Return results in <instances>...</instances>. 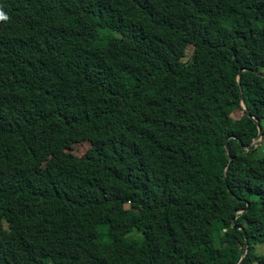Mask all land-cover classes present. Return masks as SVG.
<instances>
[{
  "label": "trees",
  "instance_id": "obj_1",
  "mask_svg": "<svg viewBox=\"0 0 264 264\" xmlns=\"http://www.w3.org/2000/svg\"><path fill=\"white\" fill-rule=\"evenodd\" d=\"M0 10V264H264V0Z\"/></svg>",
  "mask_w": 264,
  "mask_h": 264
},
{
  "label": "rangeland",
  "instance_id": "obj_2",
  "mask_svg": "<svg viewBox=\"0 0 264 264\" xmlns=\"http://www.w3.org/2000/svg\"><path fill=\"white\" fill-rule=\"evenodd\" d=\"M192 51H193V47L189 46L188 49H187L186 60L191 56ZM236 115L239 116L240 114H235V116ZM89 146H90V144L88 142L77 143V144H75L73 152L75 154H77V155H82L87 150V148ZM72 233L73 232H72L71 229L69 231H66L65 232V237L69 239L71 237ZM132 236L135 237V238H138L140 236V233L139 232H135V233L132 234ZM257 251H258L259 254H263L264 253V244H259L258 248H257Z\"/></svg>",
  "mask_w": 264,
  "mask_h": 264
},
{
  "label": "water",
  "instance_id": "obj_3",
  "mask_svg": "<svg viewBox=\"0 0 264 264\" xmlns=\"http://www.w3.org/2000/svg\"><path fill=\"white\" fill-rule=\"evenodd\" d=\"M242 71H243V69H241L240 74H239V87H240L241 97L243 98V93H242V89H241V73H242ZM243 105H244V107L246 108V103H245V102H243ZM257 123L259 124L258 121H257ZM259 129H260V132H259V135L257 136V139H258V140H262V139H263V135H264V133H263V129H262L261 126H259ZM226 148H227V150L230 149V148H229V143H228V142L226 143ZM234 227H235V228H240V229L243 228L241 225H236L235 222H234ZM247 249H248V239H246L244 252H243V255H242V258H241L239 264H241V263L243 262L244 257H245V255H246V253H247Z\"/></svg>",
  "mask_w": 264,
  "mask_h": 264
},
{
  "label": "clouds",
  "instance_id": "obj_4",
  "mask_svg": "<svg viewBox=\"0 0 264 264\" xmlns=\"http://www.w3.org/2000/svg\"><path fill=\"white\" fill-rule=\"evenodd\" d=\"M7 19V15L2 10H0V21H6Z\"/></svg>",
  "mask_w": 264,
  "mask_h": 264
}]
</instances>
